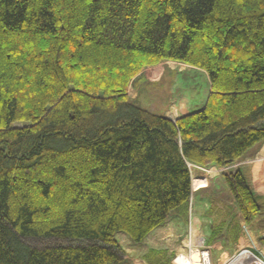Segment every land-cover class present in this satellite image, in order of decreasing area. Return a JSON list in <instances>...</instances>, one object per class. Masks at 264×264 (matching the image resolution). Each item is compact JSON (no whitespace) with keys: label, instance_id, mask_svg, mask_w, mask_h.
Masks as SVG:
<instances>
[{"label":"trees","instance_id":"trees-1","mask_svg":"<svg viewBox=\"0 0 264 264\" xmlns=\"http://www.w3.org/2000/svg\"><path fill=\"white\" fill-rule=\"evenodd\" d=\"M166 62L209 84L176 122L129 95ZM263 143L264 0H0V264H122L119 234L186 216L194 167L228 169L211 238L235 245L241 222L264 227L233 169Z\"/></svg>","mask_w":264,"mask_h":264},{"label":"rangeland","instance_id":"rangeland-1","mask_svg":"<svg viewBox=\"0 0 264 264\" xmlns=\"http://www.w3.org/2000/svg\"><path fill=\"white\" fill-rule=\"evenodd\" d=\"M209 92V84L207 81V76L201 71H196L193 68H186L182 65H177L173 62H166L160 65L148 68L140 79H138L129 89L130 98L136 100L142 107L151 110L154 113L165 115L171 120L175 121L180 118L184 109L190 106L193 100L195 103L199 101H205V97ZM250 159H241L233 166L234 173L242 169L243 175L251 188L258 195L264 196V143L260 149L253 148L247 153ZM220 173L218 177L214 179L222 178L221 183L214 184V187L220 193L215 196L214 199L227 200V203H233V195L231 194L229 187L224 179V174L228 172V169H219ZM196 172H200L199 174ZM209 174L206 169L195 168L192 171V176L194 179V184L196 182V176L200 174ZM228 174V173H227ZM208 178H212V175H208ZM194 197L193 201L194 202ZM261 206L264 210V200L261 202ZM195 211V209H194ZM264 223V220H263ZM250 229L251 237H244L241 244L236 248L235 251L230 252V256H225L221 261L215 262L211 256L212 264H251L253 262V256L246 254L249 252L255 253L260 258L264 259V248L259 243V238L264 235V227H251ZM253 232V233H252ZM243 233V232H242ZM199 236H197V240ZM117 240L122 247L127 250L129 245L133 242L123 234L117 236ZM248 240L250 241L248 243ZM26 242L34 247L44 248V247H58V246H84L88 243L79 242L74 240H59V239H26ZM142 244H134L135 249H141ZM207 248L208 245H206ZM132 252L131 256L134 258H140L141 252ZM245 250H249L245 251ZM184 251L182 253H186ZM167 256L165 259L160 260L159 257H155L159 264H172L176 257H172L170 253L166 250ZM178 255V254H177ZM174 259V260H173ZM129 264V260H125ZM147 264L149 261L145 260ZM153 264V263H152Z\"/></svg>","mask_w":264,"mask_h":264},{"label":"crops","instance_id":"crops-1","mask_svg":"<svg viewBox=\"0 0 264 264\" xmlns=\"http://www.w3.org/2000/svg\"><path fill=\"white\" fill-rule=\"evenodd\" d=\"M182 66L191 69V67L185 65ZM203 103V100L198 103H195L193 100V103L191 102L190 106L181 111L182 115H180V117L195 112ZM244 158L250 159L251 157L246 155ZM196 168L199 169L200 167ZM203 169H206V171L209 172L208 175H212V178H208V175L203 173L196 176V182L194 184L192 176V194L195 203L190 204L186 216L183 218L173 217L168 219L162 227L156 229L148 236L139 250L134 248L135 243L130 244L129 242L130 246H128L127 250L120 245L122 264L127 263L125 260H129V264H147L145 260L149 261L151 264H159L156 262L158 260L155 259V257H159L160 260L165 259L167 256V250L174 258L177 254L188 251L190 245H195L197 236L203 237L207 240V245L210 248L212 258L215 262L221 261L225 256H228L230 252L232 254V252L236 250L243 241V233L241 234L240 240L235 245L227 242L225 232L219 234L215 240V233H213V237L211 238L212 232H216L217 223L222 222L226 216V213L223 211L225 210V206L231 207L234 205L233 199V203H227V200L220 201L219 199H214L215 196H218L220 193L214 187L213 183L217 186V184L221 183L220 180H222V178H214L219 176V169L223 170L224 168L210 167ZM234 169L236 168L234 167ZM196 173L199 174L200 172ZM190 230H193L194 232L192 237L188 235ZM262 237H264V235ZM249 242L250 241L248 240V243ZM137 250L142 253L140 258H134L131 256L132 252H136ZM246 254L253 256V262L251 264H264V259L260 258L255 253L249 252ZM194 258L196 259V257ZM172 264H174L173 261Z\"/></svg>","mask_w":264,"mask_h":264},{"label":"built area","instance_id":"built-area-1","mask_svg":"<svg viewBox=\"0 0 264 264\" xmlns=\"http://www.w3.org/2000/svg\"><path fill=\"white\" fill-rule=\"evenodd\" d=\"M192 202V199H191ZM242 232L244 237H250V229L246 222L241 223ZM190 237L194 234L193 230L188 232ZM207 240L203 237H199L196 241L195 245H190L187 253H180L177 255L174 264H181L180 261L182 260L183 263L186 261L188 264H212L211 262V251L210 248L206 247ZM248 251V250H245ZM196 257V259L194 258Z\"/></svg>","mask_w":264,"mask_h":264},{"label":"bare ground","instance_id":"bare-ground-1","mask_svg":"<svg viewBox=\"0 0 264 264\" xmlns=\"http://www.w3.org/2000/svg\"><path fill=\"white\" fill-rule=\"evenodd\" d=\"M248 252H249V250H248ZM180 263H181V264H188V263H186V261L183 263V261H182V260L180 261Z\"/></svg>","mask_w":264,"mask_h":264},{"label":"water","instance_id":"water-1","mask_svg":"<svg viewBox=\"0 0 264 264\" xmlns=\"http://www.w3.org/2000/svg\"><path fill=\"white\" fill-rule=\"evenodd\" d=\"M174 122H176V120Z\"/></svg>","mask_w":264,"mask_h":264}]
</instances>
